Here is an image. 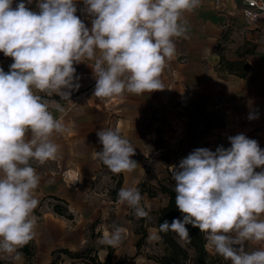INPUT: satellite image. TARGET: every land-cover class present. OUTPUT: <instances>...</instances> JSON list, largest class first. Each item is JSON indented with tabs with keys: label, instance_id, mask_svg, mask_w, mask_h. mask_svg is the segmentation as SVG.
<instances>
[{
	"label": "clouds",
	"instance_id": "obj_1",
	"mask_svg": "<svg viewBox=\"0 0 264 264\" xmlns=\"http://www.w3.org/2000/svg\"><path fill=\"white\" fill-rule=\"evenodd\" d=\"M13 4L0 0V52L13 61L8 72L0 68V251L9 254L35 235L40 176L30 161L55 160L53 133L66 131L37 93L69 99L80 87L74 65L85 60H94L95 97L165 89L160 77L176 55L173 38L185 36L184 13L201 0H83L91 28L76 15V0H36L38 11L25 0ZM96 134L103 145L96 156L113 174L136 169V149L120 129ZM228 140V148H196L171 166L183 218L165 220L158 231L187 240L191 225L205 234L206 248L231 264H264V247L244 249L245 242H264V150L243 133ZM117 197L137 217L148 216L138 187L121 188ZM124 231L114 225L101 244L117 247Z\"/></svg>",
	"mask_w": 264,
	"mask_h": 264
},
{
	"label": "crops",
	"instance_id": "obj_2",
	"mask_svg": "<svg viewBox=\"0 0 264 264\" xmlns=\"http://www.w3.org/2000/svg\"><path fill=\"white\" fill-rule=\"evenodd\" d=\"M18 2L14 0L13 7ZM25 3L27 7L32 5L37 8L36 0H32L31 4L25 0ZM215 3H224L225 7H217ZM232 4L227 0H201L196 10L184 13L186 34L173 38L176 55L166 62L161 74L163 90L141 95L125 91L120 96L95 97L96 79L91 68L94 60H85L74 65L80 87L71 90L69 99L38 92L48 104V110L55 118H62L66 127L64 133H53L52 136L53 142L59 146L57 155H61L60 141L64 139L67 142L66 155L95 157L96 152L103 149L96 133L109 128L120 129L121 135L136 149V154H140L144 151L142 141L166 134L173 118L170 108L178 102L177 98L182 93L186 98V103H182L185 105L182 107L184 113L179 119L182 125L198 129L207 117L212 121V129H221V135H216L218 138L240 133L247 135L259 126L264 127V52L248 58L224 57L217 52L220 35L228 27L243 26L255 28V32L264 31V26L248 23L235 12ZM76 7V15L91 28L92 17L84 11L83 0H76ZM246 39L249 40V37ZM220 56L248 62L250 70L246 77H239L225 69L220 64ZM12 62L10 57L0 53V68L5 72L9 71ZM256 68L261 69V74L255 75ZM179 100L183 102V97ZM256 105L259 107L256 108ZM58 107L63 111H59ZM253 111L258 118L249 120ZM221 123L223 126H220ZM89 166L93 175L99 173L95 160H90ZM72 171L70 169L67 173ZM139 173L137 164L133 172L124 173L121 186L130 187Z\"/></svg>",
	"mask_w": 264,
	"mask_h": 264
},
{
	"label": "rangeland",
	"instance_id": "obj_3",
	"mask_svg": "<svg viewBox=\"0 0 264 264\" xmlns=\"http://www.w3.org/2000/svg\"><path fill=\"white\" fill-rule=\"evenodd\" d=\"M28 8L38 11V8L32 5ZM255 30L243 26L226 28L220 35L217 52L224 57L236 58H248L264 52V31ZM246 37H249V40ZM260 70L256 68L255 75L261 74ZM180 97H183V102L179 100ZM185 99V94L182 93L177 98L178 102L170 108L173 118L165 135L142 141L144 151L132 157L137 161L140 173L130 187H136L145 177L149 183L156 185L157 179H163L171 172L172 165L178 166L180 160L196 148L215 151L221 145L225 148L231 146L229 136H216L221 135V129H212V121L207 117L203 126L198 129L180 123V115L184 113L182 107L185 106L182 103H186ZM253 113L256 114L254 111ZM220 126H223L222 123ZM237 131L239 132V129ZM246 136L255 139L264 150V127L259 126ZM66 144L67 142L61 139V155H57L55 160L44 164L30 161L40 176L39 186L34 193L39 201L33 212L36 218L35 235L28 242L27 252L20 250V247L11 254L0 251V260L4 264H49L51 261L55 264H87V255H95L103 260L110 252L111 264H119V261L122 264H159L154 258L161 252L162 245L160 238L153 237H159L155 227L156 213L166 203L165 196L159 193L150 198L145 193L141 194V206L148 212V216L137 217L132 207L126 203L121 204L118 200L113 201L110 197V187L121 175L123 180L124 173L113 174L97 156H68ZM90 160L96 161L99 173H91ZM70 169L74 171L67 173ZM256 171L261 169L257 168ZM54 207H58L63 214L56 213ZM261 218L264 219V216ZM114 225L122 227L125 231L121 243L113 248L101 244L100 241L105 233L112 231ZM143 230L146 231V237L138 246ZM261 247H264V242L244 244L245 251L249 252ZM206 249L210 253L215 252L214 249ZM228 264H231V261Z\"/></svg>",
	"mask_w": 264,
	"mask_h": 264
},
{
	"label": "trees",
	"instance_id": "obj_4",
	"mask_svg": "<svg viewBox=\"0 0 264 264\" xmlns=\"http://www.w3.org/2000/svg\"><path fill=\"white\" fill-rule=\"evenodd\" d=\"M222 66L233 72L239 77H246L250 70V65L248 62L243 59L237 60H227L223 56H220V64ZM114 180V177H112ZM147 177L141 179L136 187H138L141 194H147L148 197H156L159 193L163 194L166 198V203L161 206L156 215L155 227L157 231L159 225L165 220L171 221L174 218L182 219V215L175 205L176 193L174 191L175 181L172 178V172L167 173V176L163 179H157L155 182L156 185H152L147 180ZM122 185V175L121 178L115 180V183L110 187V197L111 200L117 201L118 191ZM57 206V205H56ZM54 211L60 215L63 213L54 207ZM189 231L190 238L185 240L182 239L175 232L161 233L158 231V235L161 241V252L155 256V261L159 264H228L229 261L224 260L221 256L215 252L210 253L207 251L205 245L207 243L205 239V234L201 233L198 228L192 227L191 225H186ZM146 237V231H142V236L140 237L137 245L139 246ZM20 250L27 252L28 243L22 247ZM68 252V251H66ZM87 264H111V254L107 253L103 260L98 259L95 255H87ZM0 264H4L0 260ZM49 264H55L54 261H51ZM119 264H122L119 261Z\"/></svg>",
	"mask_w": 264,
	"mask_h": 264
},
{
	"label": "built area",
	"instance_id": "obj_5",
	"mask_svg": "<svg viewBox=\"0 0 264 264\" xmlns=\"http://www.w3.org/2000/svg\"><path fill=\"white\" fill-rule=\"evenodd\" d=\"M220 1V0H218ZM235 12H238L248 23L264 26V0H227ZM217 7H225L224 3H215Z\"/></svg>",
	"mask_w": 264,
	"mask_h": 264
}]
</instances>
